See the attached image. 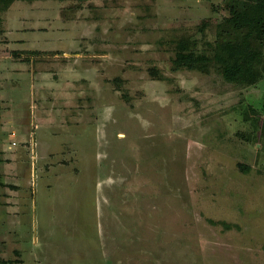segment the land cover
Masks as SVG:
<instances>
[{"label": "rangeland", "instance_id": "374dc122", "mask_svg": "<svg viewBox=\"0 0 264 264\" xmlns=\"http://www.w3.org/2000/svg\"><path fill=\"white\" fill-rule=\"evenodd\" d=\"M244 2L0 5V264H264V34L252 79L173 63Z\"/></svg>", "mask_w": 264, "mask_h": 264}, {"label": "trees", "instance_id": "16d2710c", "mask_svg": "<svg viewBox=\"0 0 264 264\" xmlns=\"http://www.w3.org/2000/svg\"><path fill=\"white\" fill-rule=\"evenodd\" d=\"M15 0H0V5L7 8ZM238 9L231 6L229 23L236 26H246L248 32L241 42L226 40L216 46L212 56L195 51L188 39L179 40L175 46V67H187L208 72L211 62L223 65L222 76L228 82H238L241 79L254 78V63L260 61V53L251 48V38L264 34V0H247ZM254 34V36H253ZM215 223V222H211Z\"/></svg>", "mask_w": 264, "mask_h": 264}, {"label": "crops", "instance_id": "0c3cea01", "mask_svg": "<svg viewBox=\"0 0 264 264\" xmlns=\"http://www.w3.org/2000/svg\"><path fill=\"white\" fill-rule=\"evenodd\" d=\"M17 50V49H16ZM19 50H22V49H19Z\"/></svg>", "mask_w": 264, "mask_h": 264}]
</instances>
